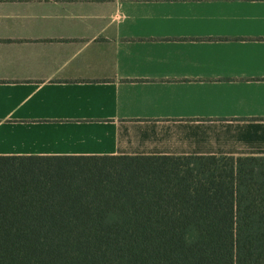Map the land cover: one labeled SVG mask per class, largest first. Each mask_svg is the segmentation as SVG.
I'll return each mask as SVG.
<instances>
[{"label": "crops", "instance_id": "obj_1", "mask_svg": "<svg viewBox=\"0 0 264 264\" xmlns=\"http://www.w3.org/2000/svg\"><path fill=\"white\" fill-rule=\"evenodd\" d=\"M264 156V0H0V156Z\"/></svg>", "mask_w": 264, "mask_h": 264}, {"label": "trees", "instance_id": "obj_2", "mask_svg": "<svg viewBox=\"0 0 264 264\" xmlns=\"http://www.w3.org/2000/svg\"><path fill=\"white\" fill-rule=\"evenodd\" d=\"M0 264H264V156H0Z\"/></svg>", "mask_w": 264, "mask_h": 264}]
</instances>
